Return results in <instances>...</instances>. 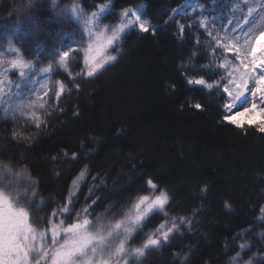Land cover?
<instances>
[{
    "label": "trees",
    "instance_id": "1",
    "mask_svg": "<svg viewBox=\"0 0 264 264\" xmlns=\"http://www.w3.org/2000/svg\"><path fill=\"white\" fill-rule=\"evenodd\" d=\"M73 2L56 0L58 7L54 8L52 0H0L2 49L8 47L7 39L14 37L13 43L25 60L42 68L52 63L47 54L60 49L61 43L86 47L82 21L57 16L60 8L71 7ZM94 2L106 0H75L85 16L95 10ZM114 2L117 5L114 12L118 14V6L126 0ZM136 3L150 5L148 18L159 25V30L155 35L128 33L118 45L120 52L114 63L92 78H78L79 91L68 74L75 76L81 72L83 52L70 57L67 71L57 69L56 74H51L53 81L62 80L71 90L60 101L64 111L54 112L44 127L37 130L34 124H26L22 116H6L0 105V161L12 162L22 172L19 177L22 186L37 182L35 203L47 200V206L34 211L30 208V223L45 230L43 218L61 204L60 198L67 194V184L78 170L58 178L57 172L64 171L70 162L62 157L53 162L51 157L92 139L90 148L94 151L88 162L92 174H99L107 184V191L97 195L110 196L97 209L98 213L113 201H119L113 212L121 211L125 201L134 197L149 177L172 193L177 211L186 206L190 212L204 205L197 216L200 223L195 234L178 236L174 246L151 253L144 264H180L173 253L183 255L190 249V264L214 261L224 264L226 242L230 243L237 232L250 227L259 215V207L264 205V134L255 127L241 130L224 124L216 93L206 95L195 86H187L177 72V65L197 50V38L201 45H206L209 39L198 23L186 28L182 36L177 28V22L189 25L198 21L199 8L195 15H191L192 7L186 8L190 19L177 15L174 21L165 23L172 9L193 0H136ZM194 3L207 8L203 15L208 20L215 19L211 27L221 32V26H227L230 20L242 22L248 7L258 8L257 0H248L247 6L243 0H194ZM260 24L257 17L256 26ZM210 51L200 47L203 55L197 63H209ZM109 53L117 54L112 50ZM211 79L218 76L212 75ZM173 83L175 91L166 87ZM188 99L202 101L204 110L197 111L186 104L182 108V102ZM52 103L48 105L49 111ZM74 110L79 112L78 116H73ZM91 182L88 177V184ZM129 183L123 192L118 191ZM204 186L208 188L206 195L200 192ZM114 188L116 192L111 191ZM82 191L87 195L88 187ZM225 201L231 204L230 211L223 207ZM83 206L81 196L77 209ZM261 230V226L256 227V232ZM46 242L51 243L50 234Z\"/></svg>",
    "mask_w": 264,
    "mask_h": 264
},
{
    "label": "snow or ice",
    "instance_id": "2",
    "mask_svg": "<svg viewBox=\"0 0 264 264\" xmlns=\"http://www.w3.org/2000/svg\"><path fill=\"white\" fill-rule=\"evenodd\" d=\"M243 3L247 6L248 0H243ZM52 4L54 8L58 7L56 0H52ZM257 4L258 8L248 7L242 22L230 20L227 26L222 25L223 32L211 27L215 25V19L208 20L203 15L207 8L195 5L194 0L193 3L172 9L165 23H171L177 15L190 19L191 15L196 14V9H200L201 18L198 21L189 25L177 22V28L182 36L186 28L195 27L198 23L207 33L208 43L201 45L198 37L197 50L177 65V72L187 86H195L206 95L216 93L221 101L217 106L222 111L224 124L241 130L246 126L255 127L256 131L264 134V15H261L264 13V0H257ZM92 7L95 10L87 16L75 0L71 7L59 9L57 16L83 22V31L90 42L83 48L61 43L60 49L47 54L52 63L41 69L45 76L56 74L57 69L67 71L70 57H78L82 51L83 69L75 76L68 74L69 81L77 91L80 89V84L76 82L78 78H92L118 59V45L128 33L138 31L155 35L159 30V25L151 23L148 18V3L126 0V3L118 6V14L114 12L117 7L114 0L99 4L94 2ZM187 7L193 8L191 15L186 14ZM257 17L261 21L260 27L256 26ZM109 19L118 22L115 26L106 24L101 27V22ZM16 23L19 24V21ZM13 40L14 37H9L6 41L7 51L13 53V58L5 60L0 52V103L13 100L5 108V115L11 114L16 118L19 114L26 124H34L39 130L54 112L64 111L60 101L71 90L62 80H57L51 86L55 88L54 97L47 82L37 89L35 85L40 84V80H33L31 76L34 65L25 60ZM2 45L3 41H0V49ZM200 47L211 50L209 63H197L203 55L199 52ZM110 49L117 54H110ZM36 59L39 62V58ZM17 73L19 82L13 85L8 76ZM212 75L218 76V79H211ZM29 80L33 83L31 89H27ZM13 87L18 90L16 93L12 92ZM166 87L176 90L175 83ZM25 90L27 95L24 94ZM49 101H54L50 111ZM185 104L197 111L204 110L200 100H185L181 107ZM38 111L40 114H37ZM245 114H252V118L239 119ZM78 115L79 112L74 110L73 116ZM16 138L17 133L14 132L13 139ZM93 142L86 139L78 147L73 145L62 149L60 154L51 157L53 162L61 157L70 162L64 171L57 172L58 178L71 175L74 169L78 170L68 182L65 189L67 194L60 198L61 204L43 218L42 222L47 225L45 230L30 223L29 209L34 211L47 206V200L35 203L37 182L33 180L27 186H22L19 179L22 172L15 169L12 162L0 161V264H132L133 261L134 264H144L151 253L174 246L173 241L178 236L195 234L196 225L200 223L197 216L204 205L192 208L190 212L186 206L177 211L172 193L160 187L151 177L144 181L134 197L125 201L121 211L113 212L119 203L113 201L98 213L97 209L102 208L110 196L97 195L107 191V184L99 174H92L88 161L94 151L90 148ZM88 177H91V185L88 184ZM130 183L118 191L123 192ZM85 186L88 187L87 195L82 191ZM111 191L116 192L117 189ZM207 191V186L200 189L202 195H206ZM81 196H84V206L77 209ZM223 207L231 210L228 201L224 202ZM257 226H261L262 230L256 232ZM49 234L51 243L46 242ZM223 255L227 256L224 264H264V205L259 207V215L254 217L250 227L237 232L230 243L226 242ZM173 256L180 260V264H190L192 250L183 255L175 252ZM213 264H219V261Z\"/></svg>",
    "mask_w": 264,
    "mask_h": 264
},
{
    "label": "rangeland",
    "instance_id": "3",
    "mask_svg": "<svg viewBox=\"0 0 264 264\" xmlns=\"http://www.w3.org/2000/svg\"><path fill=\"white\" fill-rule=\"evenodd\" d=\"M89 15H90V14H89ZM86 16H87V15H86ZM117 22H118V20L116 21V20H112V19H109V20H103V21L101 22V27H103V25H106V24H111L112 26H115V24H116ZM82 26H83V22H82ZM84 35H85V37H86L87 45H88V43H89L90 41L88 40L87 34H86L85 32H84ZM262 39H264V38H262ZM87 45H86V47H87ZM7 49H8V47L5 48V49H0V52L3 53V58H4L5 60L13 58V53L8 52ZM110 51H111V49L109 50V52H110ZM32 63H33V62H32ZM33 65H34V71H32V73H31L32 79H33V80H36V79H39V80H40V84H36L35 87H36L37 89H39L41 84H44L45 82H47V84L50 86V94L54 97L55 88H54V87H51V86L55 85V82H56V81H53V80H52L51 74H48L47 76H45V75L41 72V69H42V68H45V67L37 68L36 65H35V63H33ZM5 66L7 67V65H5ZM46 67H47V66H46ZM42 77H43V78H42ZM8 79L11 80V81L13 82V85H15L16 83L19 82V75H18V73L15 74V75H9V76H8ZM32 87H33L32 80H29V81H28V84H27V89H31ZM17 91H18V90H17L15 87H13L12 92H13V93H16ZM24 94H25V95L28 94V93H27V90L24 91ZM33 98L35 99V97H33ZM37 102H39V101L37 100ZM50 102H51V101H49V103H50ZM12 103H13V100L9 99V100H7V103H0V105H1L2 109L5 111V108H6L9 104H12ZM37 114H40V111H38ZM18 115H19V114H18ZM251 115H252V114H245V116H243V117H239V119H242V120L250 119V118H251Z\"/></svg>",
    "mask_w": 264,
    "mask_h": 264
}]
</instances>
